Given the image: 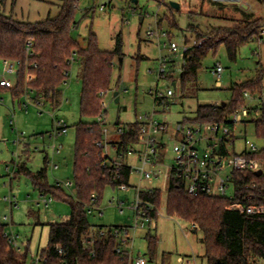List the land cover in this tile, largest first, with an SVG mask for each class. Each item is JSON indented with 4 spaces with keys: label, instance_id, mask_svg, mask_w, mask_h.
<instances>
[{
    "label": "rangeland",
    "instance_id": "374dc122",
    "mask_svg": "<svg viewBox=\"0 0 264 264\" xmlns=\"http://www.w3.org/2000/svg\"><path fill=\"white\" fill-rule=\"evenodd\" d=\"M133 1H79V26L74 31V37L82 48L87 47L91 31L97 35L99 48L104 52H114L118 35L121 34L123 39V55L115 60L112 91L105 98L106 128L110 137L115 134L118 124L122 127L133 124L139 117L153 112L155 106L151 92L166 94L174 84L169 79H160L164 58L174 62H168L165 69L167 76L174 77L178 90L175 98L170 100V110L157 118L164 120L166 116L171 132L185 118H194L199 106L229 103L233 96L232 88L256 79L261 68L264 69V39L242 47L235 60L230 58L222 45L215 55L210 53L204 61L198 74V89L190 88L186 96H181L179 70L183 53L174 56L170 43H177L181 50L186 45L191 46L197 40V34L189 30L190 25L198 27L201 34H212L217 28L239 27L243 22H257L263 26L259 29L261 38L264 32V0H239L237 3L173 0L181 5V11L175 15L178 27L174 28H170L165 19L170 17L166 7L147 0H138V5H135ZM53 3L52 0H0V12L20 21L35 23L59 15L60 7ZM242 5L248 7L243 11L254 17L244 18L237 10ZM102 7L104 11H101ZM157 28L168 35H161L160 40L157 37L148 38V33ZM218 65L224 69L220 87L211 73ZM82 67L81 60L72 62L69 79L63 86V101L58 109L48 103L38 104L27 91L19 97H15L12 90L0 91V226L4 227L5 235L17 240L22 250L30 244L32 256L47 248L48 225L69 219L71 208L56 198L46 206L45 201L51 195L42 196L26 171L37 173L47 160L49 186H61L67 195L76 199L74 159L76 126L81 121ZM2 70L3 62L0 60V74ZM12 80L16 85V78ZM115 93H119V103L115 101ZM59 121L69 128L67 135L56 133ZM248 140L259 150L264 148V142L257 138L254 126L249 130ZM165 142L168 148L165 164L170 166L174 158V142L170 136L165 137ZM244 149V138L240 136L236 151ZM110 152L115 157L114 152ZM130 163L134 165L133 160ZM158 170L163 177L154 181V187L162 192L156 220L144 228L133 230L136 191L130 189L123 192L107 187L100 206L89 214L93 233L102 227L104 231L129 228L131 242L127 249L134 257L139 254L146 256L149 264H207L205 248L201 243L202 234L196 233L192 225L167 216L169 170L166 167ZM139 183V178L133 173L130 186H138ZM142 186H147V182ZM231 195L233 188L229 191ZM120 202H125L123 212H120ZM148 236L157 240L153 259L149 255ZM32 256L28 264H31Z\"/></svg>",
    "mask_w": 264,
    "mask_h": 264
},
{
    "label": "trees",
    "instance_id": "16d2710c",
    "mask_svg": "<svg viewBox=\"0 0 264 264\" xmlns=\"http://www.w3.org/2000/svg\"><path fill=\"white\" fill-rule=\"evenodd\" d=\"M52 1L60 7L59 15L40 22L20 21L0 12V60L21 62V70L16 77V88L6 89L12 90L15 97L27 91L38 104L48 103L58 109L63 101V86L70 76L71 58L76 56L75 61L79 59L83 65L81 121L76 126L75 138L76 199L67 195L61 186H49L47 160L45 166L37 173L26 171L35 189L42 196L51 195L52 201L56 198L71 208L69 219L48 225V246L40 250L38 255L43 264H130L127 256L117 253L118 241L114 231L121 228L116 230L109 228L104 231L102 227L97 233H93L94 227L89 221V208L100 206L107 187L116 189L120 185H130L131 181V170L124 168L117 172L108 164V158L103 150L97 146L103 139L102 127L97 118L101 115L106 116V110L101 106L103 101L101 95L112 91L115 60L123 55L122 35L116 38L114 52L100 50L97 35L92 31L87 38V47L82 48L74 37V31L79 26L80 0ZM147 1L154 2L159 7H166L170 15L165 18L168 20V26L178 27L175 15L181 10L176 11L170 6L173 0ZM237 10L244 18L254 17L253 14L243 11L242 7ZM250 23L243 22L241 26L234 28H217L212 34H201L198 27L189 26V30L197 34L198 41L207 39V42L201 47L189 49L185 54L186 66L180 75L181 96H186L190 88L198 89V74L210 53L213 52L215 55L223 45L230 58L235 60L242 47L262 39L259 37V29L263 26L257 22ZM167 79L175 83L172 75H168ZM232 91V99L226 106L223 104L199 106L195 117L185 118L182 123L197 126L214 122L227 123L231 115L245 106V92L252 95L264 92V69L261 68L256 79L236 85ZM255 123L256 136L264 142V115L256 119ZM123 128L125 134L119 142L121 148L137 143L140 131L138 120ZM248 157L262 164L263 173L261 176L248 172L234 174L237 190L235 202L248 206L262 205L264 148ZM141 197L159 209L162 200L160 190L144 192ZM232 202L229 198L206 195L191 198L182 180L171 177L168 182L167 216L192 225L196 233L202 234L201 243L205 248L204 259L207 264H264V216L229 211L227 208ZM157 216L152 214V220H156ZM147 239L149 255L153 259L157 240L152 236H148ZM59 249L64 250V255H60ZM21 250L9 243L4 234V227L0 226V264H28L32 256L30 244L26 245L25 250Z\"/></svg>",
    "mask_w": 264,
    "mask_h": 264
},
{
    "label": "built area",
    "instance_id": "2783aa9c",
    "mask_svg": "<svg viewBox=\"0 0 264 264\" xmlns=\"http://www.w3.org/2000/svg\"><path fill=\"white\" fill-rule=\"evenodd\" d=\"M104 11V7L101 8ZM162 36H167L168 33L159 30L148 33V38L157 37L158 40ZM261 42L264 39L262 34ZM207 42V39L202 41L195 40L191 46L186 45L183 50L175 42L170 43V50L174 56L181 52L183 53L182 66L179 70L181 75L186 66L185 54L193 47H201ZM76 56L71 58V64L75 61ZM3 62V70L0 74V88L15 89L12 78H16L21 70V62L15 60H1ZM169 60H162V71L160 79H167L166 65ZM212 75L217 79V85L220 87L224 69L218 65L212 71ZM175 87L172 85L167 89L166 94L159 91L151 92L154 96V110L152 113L139 117L137 120L140 123L139 140L137 143L121 148L119 142L125 134V129L118 126L113 137H110L109 130L106 128L107 120L104 115L97 118V122L102 127L103 139L98 142L97 146L101 148L104 155L108 158V164L120 172L124 168L131 170V178L133 173L139 178L138 186L120 185L116 189L127 192L130 189L136 191V201L133 205V210L136 214L135 227L137 231L139 227L144 228L152 223V214L158 215V208L151 202L142 199V193L154 192L159 190L154 187V181L161 179L163 174L158 168L166 167L169 170L167 183L174 177L182 180L185 184L187 194L191 198H197L202 195L215 198H229L233 201L227 208L229 211H236L250 216H264V204L262 205H245L235 202L236 198V182L235 173H254L261 171L262 164L248 155L258 153L259 148L248 140L249 130L254 126L256 134L255 120L264 115V92L261 94L252 95L249 92L244 93L246 100L245 106L229 117L227 123L214 122L205 125H184L178 123L173 127L171 132V124L165 116L164 120H159L158 115H165L170 110V100L176 96ZM109 93H102L103 101L101 106L106 110L107 106L105 98ZM158 108H162L160 111ZM69 128L62 121L56 125L57 134L67 135ZM171 133V135H170ZM170 136L173 140L172 165L165 164L167 154V144L165 137ZM240 136L244 138L245 149L242 152L236 151V143ZM113 151L115 157L111 156ZM58 152H60L58 150ZM235 153V154H232ZM133 160L134 165L130 163ZM136 165V166H135ZM147 182V186L142 184ZM254 185V183H252ZM251 184V185H252ZM72 184H67L71 186ZM250 185V186H251ZM233 188V195L229 196L230 189ZM93 196V200H95ZM52 202V199L45 201L46 206ZM125 202L119 203L120 212H123ZM90 213L96 208L90 207ZM132 229V228H131ZM105 233L103 232L102 235ZM114 236L118 241L117 253L122 256H127L130 264H149V261L144 255L134 257L127 249L130 245V229L121 228L114 231ZM9 239V243L20 250L17 240L14 237L5 235ZM128 246V247H127ZM60 255H64V250L59 249ZM31 264H43L39 255L32 256Z\"/></svg>",
    "mask_w": 264,
    "mask_h": 264
},
{
    "label": "water",
    "instance_id": "95a60500",
    "mask_svg": "<svg viewBox=\"0 0 264 264\" xmlns=\"http://www.w3.org/2000/svg\"><path fill=\"white\" fill-rule=\"evenodd\" d=\"M224 1L237 3L239 0H224ZM133 2H134L135 5H138V0H134ZM170 6L176 11H180L181 10V5L178 2H176V1L170 2ZM242 8L245 9V10L248 9V7L245 6V5H242ZM173 86L175 87V84ZM118 96H119V93H115L114 94V97L116 98V100H115L116 103H119V101H120ZM223 106H226V103H223ZM262 173H263V171L261 170V171H258L256 174H257V176H261Z\"/></svg>",
    "mask_w": 264,
    "mask_h": 264
},
{
    "label": "crops",
    "instance_id": "0c3cea01",
    "mask_svg": "<svg viewBox=\"0 0 264 264\" xmlns=\"http://www.w3.org/2000/svg\"><path fill=\"white\" fill-rule=\"evenodd\" d=\"M0 91H4L3 89H0Z\"/></svg>",
    "mask_w": 264,
    "mask_h": 264
}]
</instances>
